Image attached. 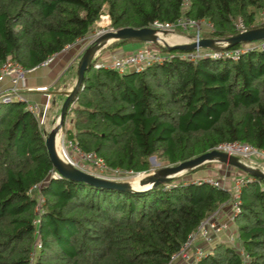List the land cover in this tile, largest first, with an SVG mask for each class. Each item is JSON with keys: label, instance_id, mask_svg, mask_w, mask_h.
Listing matches in <instances>:
<instances>
[{"label": "trees", "instance_id": "16d2710c", "mask_svg": "<svg viewBox=\"0 0 264 264\" xmlns=\"http://www.w3.org/2000/svg\"><path fill=\"white\" fill-rule=\"evenodd\" d=\"M260 11L264 0H0V63L38 67L104 15L114 29L185 15L213 25L204 37L227 38L238 33L239 18L247 29L264 25L255 24ZM67 114L68 139L133 173L149 171L152 156L172 165L223 142L264 150V49L237 60L175 56L121 75L91 65ZM53 172L45 132L25 102L0 101V264H175L172 254L231 200L201 179L127 192ZM251 177L233 220L242 252L214 242L190 264H264V180Z\"/></svg>", "mask_w": 264, "mask_h": 264}, {"label": "built area", "instance_id": "2783aa9c", "mask_svg": "<svg viewBox=\"0 0 264 264\" xmlns=\"http://www.w3.org/2000/svg\"><path fill=\"white\" fill-rule=\"evenodd\" d=\"M187 5L188 3L184 2L183 8L187 7ZM259 15L264 18V11H260ZM103 17L106 18L107 16L104 15L101 18ZM148 27L157 30V34L160 37H163L164 39L165 34H163V32H175L178 29L185 31L189 27H192L194 29V35L189 39L190 41L195 42H198L201 38H204L203 36H201V30L208 31V33H212L214 31V27L209 21L205 19L194 20L186 17L185 15L180 16L174 23L161 22L159 20H155ZM235 27L238 33L248 30L240 18L236 22ZM100 33V31L97 34L95 33V36L93 37L95 38L99 36ZM85 37L77 39L74 44H78L79 42L84 41ZM157 44L163 46V43L161 41H159V43ZM68 47L70 46H67L66 48ZM104 48L105 47L101 48L96 52L92 61V66L95 69L102 68L112 70L121 75L130 71H142L146 67H149L156 63H161L170 60L175 56H178L181 59L190 62H196L199 59L206 57L214 59L229 58L231 60H237L241 54L249 50L264 49V39L240 43L237 47L234 48L229 47L216 50L197 46L194 50L182 51L180 52V54L177 55L172 52L161 53L152 49L149 46L140 47L131 52L121 54L110 51L103 52ZM54 57L55 55L49 57L44 62H42L40 66H46L53 60ZM29 71V69L24 68L20 63L12 61L11 59H6L4 62L0 63V101L11 102L13 100H18L25 102V108L32 113L38 125L43 128L46 123V114L48 108L47 104L42 105V107L38 103L26 101L24 94L25 92L32 91L33 89H35L36 91H46L47 87L40 86L37 88H30L29 86H27V74ZM61 141L62 142L59 149L57 148L59 156L63 161L70 163L71 165L80 170H83L99 177H101V175L95 173V171L99 172L100 174L108 173L114 175H121L123 173L132 172L118 168L112 169L107 167L103 160L97 157L94 152L81 150L77 142H75L74 140L62 137ZM69 147L71 148L70 151ZM213 149L226 152L229 155H235L240 159H248L253 156L264 157V150L258 149L250 144L242 143L239 141L223 142L215 146ZM89 166L91 168H89ZM53 176L60 177L55 170L53 172ZM247 177L248 178L246 179H244L245 176L238 177L235 181V184L233 183L228 187L224 184H221L218 180H214L212 178L204 179V181L208 182L209 184L221 187L231 194L230 201L232 203L233 209L231 218L222 222L215 221L217 220L216 217L218 216V213H216L202 221L199 224L197 231L191 233L188 236V239L181 245L180 249L174 254H172V263H174V260L178 258L182 261H185L187 264L196 263L200 261L206 255V252L201 245L195 242L196 238L202 237V239L207 243V241L209 242L210 240H212L211 238L213 234H215V238H217L219 232L229 230L231 222H233L234 220L235 214L239 211L238 195L241 189V185L245 181H249L252 179L251 176ZM193 181L200 183L201 180ZM230 239L233 241V236H231Z\"/></svg>", "mask_w": 264, "mask_h": 264}, {"label": "water", "instance_id": "95a60500", "mask_svg": "<svg viewBox=\"0 0 264 264\" xmlns=\"http://www.w3.org/2000/svg\"><path fill=\"white\" fill-rule=\"evenodd\" d=\"M163 34H166V32H163ZM130 39L147 43H159V41H161L163 46L169 51H191L197 46L216 50L229 48L240 43L264 39V25L250 28L244 32L236 33L227 38L204 37L198 42L194 41L182 44H168L163 37H160L157 34V30L150 27H122L115 30L105 31L97 36L84 49L77 62L76 79L73 86L69 90L62 92L64 100L60 108L56 125L49 132L45 133V146L48 157L54 170L59 174V176L107 189L140 192L154 186L170 182L178 175L193 170L206 163L219 162L237 168L253 177L264 180V171L260 168L246 164L235 155H229L226 152L215 149L209 150L179 163L161 167L153 173L141 176L135 184L130 181H117L93 175L82 171L61 159L56 148V138L58 135L60 137L66 114L68 113L70 106L73 104L74 97L76 96L79 88L82 86L85 71L92 65L94 55L98 50L113 41Z\"/></svg>", "mask_w": 264, "mask_h": 264}, {"label": "rangeland", "instance_id": "374dc122", "mask_svg": "<svg viewBox=\"0 0 264 264\" xmlns=\"http://www.w3.org/2000/svg\"><path fill=\"white\" fill-rule=\"evenodd\" d=\"M263 21H264V18L261 15H259V13H258L256 15V18H255V24H262ZM108 30H115L109 24L108 17L100 18L99 21H97V23L95 24V27L86 35V37L84 38V41L79 42L75 46H78V48L80 47L81 48L80 51L83 49L82 50V52H83L84 49L96 38V37L95 38L93 37V36H95V33L97 34L100 31L101 32L100 34H102ZM208 34H209L208 31L201 30V36H203V37L208 36ZM193 35H194V29L192 27H189L185 31L178 29L175 32H171V31L166 32L165 39H166L168 44L190 43V42H194V41H190V39H189ZM144 46H149L152 49L159 51L161 53L172 52L175 54H180L179 50H172V51H169L167 49L163 50L160 47V45L157 43H147V42H142V41L132 40V39L125 42L122 45V48H124L125 50H135L137 48L144 47ZM108 49H109V47H108V45H106L103 52H109L111 50V49L110 50H108ZM120 53H123V52H120ZM72 71L76 72V66L72 67ZM66 77H67V73L65 74L64 77H62L60 79V81L58 83L51 86V91L52 92L56 91L58 86H60L61 82L66 80ZM52 96L53 97L55 96L57 104L55 107L51 103L49 108H48V112L46 114V123L43 127V130L45 133L49 132L56 125V122L58 121V116L60 113V108H61V105H62L63 100H64V97H60V96H57L54 94H52ZM53 117H54V119L52 121ZM71 121H72V114H67V116L65 118V123L63 124L62 130L60 133L59 142H58L59 146H57L58 149L61 145L62 137L67 138L66 132L68 130H70L69 127H70ZM70 150H71V148L69 147V151ZM241 160L248 165L255 166V167L260 168L261 170L264 171V157H262V156H253V157H250L248 159H241ZM149 164H150V168H149V171H147V172H141V173L127 172V173H123L121 175H114V174H108V173L100 174L99 172H96V171H95V173H97V174L101 175V177H104L107 179L132 182L135 180V177L138 176L139 174L141 177L143 175L153 173L154 171H156L157 169H159L161 167L170 165V164H167L165 160H163L162 158L157 157V156L150 157ZM89 168H91V167L89 166ZM141 174H143V175H141ZM246 174L247 173L240 171L239 169L234 168V167L229 166V165H225V164H222L219 162H209V163L204 164L202 167H200V169L196 170L195 172H192V173L184 172V173L178 175L176 177L178 180H176V181L178 182V181H182V180H200V179L204 180L206 178H212L214 180H218L221 184H224L228 187V186L232 185L233 183L235 184V181L238 177H240V176L243 177ZM220 209L221 210L218 212V214H217L218 216L216 217L217 220H215V221L222 222L225 220H229L231 218V215L233 212L231 201L229 203L225 204L224 206H222V208H220ZM234 229H236V226H235V224H233V222H231V226H230L229 230L224 231V232H219L217 235V239L215 238L216 235L213 234L212 238H211L212 240H210L209 242L207 241V243H206V241H204L202 239V237H199V238L197 237L195 242L201 246L204 245L206 251L212 249L214 242H225V243H228L231 247H233L237 250H240L242 252L240 242L237 241L236 239L233 241L230 239L231 236H233V239H234V235H235ZM231 233H232V235H231ZM193 243H194V240H193ZM35 245H36V243H35ZM37 245H36V247H37ZM32 255H34V253H32ZM174 263L175 264H187L185 261H182L179 258L174 260Z\"/></svg>", "mask_w": 264, "mask_h": 264}, {"label": "crops", "instance_id": "0c3cea01", "mask_svg": "<svg viewBox=\"0 0 264 264\" xmlns=\"http://www.w3.org/2000/svg\"><path fill=\"white\" fill-rule=\"evenodd\" d=\"M75 45L77 44H73L72 46L65 48L59 54L55 55L53 60L46 66H38L28 72L27 86H29L30 88L46 86L47 90L36 91L35 89H33L32 91L25 92L24 97L26 101L38 103L41 105L47 104L48 108L52 103V105L56 107V99L55 96H52V94L64 97L62 92L69 90L75 82L76 72L72 71V67L77 66L78 59L81 56L83 50L82 49L80 51L81 48H78V46ZM108 50H110V52H117L119 54H121L120 52L128 53L133 51L125 50L124 48H122V46L109 48ZM66 73V80L61 82L56 91L52 92L51 86L58 83ZM53 119L54 117L52 118V121ZM69 128L73 129V116Z\"/></svg>", "mask_w": 264, "mask_h": 264}, {"label": "bare ground", "instance_id": "6f19581e", "mask_svg": "<svg viewBox=\"0 0 264 264\" xmlns=\"http://www.w3.org/2000/svg\"><path fill=\"white\" fill-rule=\"evenodd\" d=\"M58 142H59V135H58L57 138H56V148H58L57 146H59V143H58ZM57 152H58V150H57ZM58 154H59V153H58ZM141 175H143V174H141ZM139 177H140V174H139L138 176H136V177H135V180L132 181L131 183H133V184L137 183Z\"/></svg>", "mask_w": 264, "mask_h": 264}]
</instances>
